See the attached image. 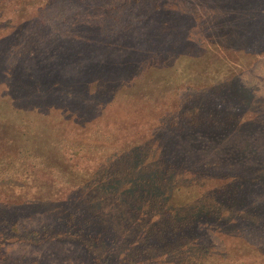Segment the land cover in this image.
<instances>
[{
    "label": "trees",
    "instance_id": "16d2710c",
    "mask_svg": "<svg viewBox=\"0 0 264 264\" xmlns=\"http://www.w3.org/2000/svg\"><path fill=\"white\" fill-rule=\"evenodd\" d=\"M46 2L0 17V259L264 264V0Z\"/></svg>",
    "mask_w": 264,
    "mask_h": 264
},
{
    "label": "rangeland",
    "instance_id": "374dc122",
    "mask_svg": "<svg viewBox=\"0 0 264 264\" xmlns=\"http://www.w3.org/2000/svg\"><path fill=\"white\" fill-rule=\"evenodd\" d=\"M17 1L18 0H0V9H2L0 10V17L2 20H9L8 17L12 13L9 10L15 6ZM39 1L40 4L37 7L36 11L32 13L33 15H35L32 18H36L37 14H44L45 16H48L50 13L55 12L54 6H45L47 3L46 0ZM61 13H63V10L61 11ZM20 19L21 18L17 16L15 17L14 22H20ZM100 40H104V37H100ZM129 40L130 39L128 36L121 33V41H119L118 43L121 42L126 44L129 42ZM104 42L112 43V39L110 40V38H107ZM56 67L58 66L53 67L52 71L57 77L67 71L64 68L56 69ZM257 68L258 69L254 70L252 74L250 73L249 76L254 79L255 83L258 84L259 82V89L264 91V82L257 81L258 78H264V61L260 62ZM245 76L247 77L248 74H246ZM250 83L253 85L252 82H249V84ZM196 193V191H193L189 188L188 191L180 188L171 195L168 203L171 205L187 203L192 199V197L196 195ZM26 225H29V223L27 222ZM201 230L204 232H210L213 240L214 236L212 234V229L210 230L208 226H201ZM27 231L28 230L22 232L21 229L16 234V237L20 235V239L25 240L27 237ZM1 253L4 255V258L0 259V264H32L31 261L34 259H38L39 264H91L88 257L80 249L76 248V246H68L66 244L57 243L55 241L46 242L40 247L26 246L21 243L8 245L3 248Z\"/></svg>",
    "mask_w": 264,
    "mask_h": 264
}]
</instances>
